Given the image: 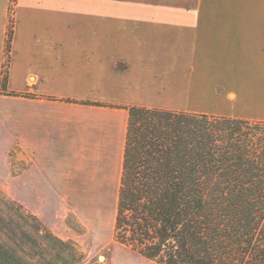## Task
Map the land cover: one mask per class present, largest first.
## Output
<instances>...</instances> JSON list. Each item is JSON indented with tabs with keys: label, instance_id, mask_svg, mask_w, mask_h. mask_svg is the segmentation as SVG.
Listing matches in <instances>:
<instances>
[{
	"label": "crops",
	"instance_id": "crops-1",
	"mask_svg": "<svg viewBox=\"0 0 264 264\" xmlns=\"http://www.w3.org/2000/svg\"><path fill=\"white\" fill-rule=\"evenodd\" d=\"M131 107L264 123V0H0V186L58 238L115 224Z\"/></svg>",
	"mask_w": 264,
	"mask_h": 264
},
{
	"label": "trees",
	"instance_id": "trees-1",
	"mask_svg": "<svg viewBox=\"0 0 264 264\" xmlns=\"http://www.w3.org/2000/svg\"><path fill=\"white\" fill-rule=\"evenodd\" d=\"M2 203L0 264H82L75 242ZM114 240L157 264H264V123L131 107Z\"/></svg>",
	"mask_w": 264,
	"mask_h": 264
},
{
	"label": "rangeland",
	"instance_id": "rangeland-1",
	"mask_svg": "<svg viewBox=\"0 0 264 264\" xmlns=\"http://www.w3.org/2000/svg\"><path fill=\"white\" fill-rule=\"evenodd\" d=\"M11 13H13L12 9ZM6 199L13 200V186H0V203L3 202L4 206L6 205ZM7 211L9 210L7 209ZM10 213L14 214L13 211H10ZM67 223V236L73 238L75 240L73 242L79 244L77 245L85 255L82 264H157L114 242L113 221L109 224L107 222L103 223L100 232L98 228L95 229L96 232L88 231L73 214L69 216Z\"/></svg>",
	"mask_w": 264,
	"mask_h": 264
}]
</instances>
